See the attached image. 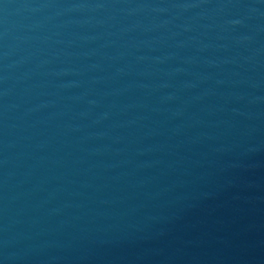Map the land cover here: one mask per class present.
Listing matches in <instances>:
<instances>
[{"label": "water", "instance_id": "obj_1", "mask_svg": "<svg viewBox=\"0 0 264 264\" xmlns=\"http://www.w3.org/2000/svg\"><path fill=\"white\" fill-rule=\"evenodd\" d=\"M0 264H264V0H0Z\"/></svg>", "mask_w": 264, "mask_h": 264}]
</instances>
